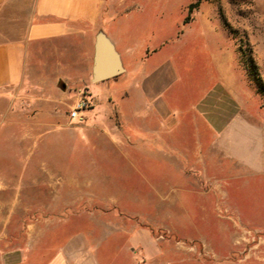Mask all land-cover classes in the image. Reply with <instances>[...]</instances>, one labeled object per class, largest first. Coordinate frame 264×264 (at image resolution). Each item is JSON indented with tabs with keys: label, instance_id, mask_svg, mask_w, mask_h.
Masks as SVG:
<instances>
[{
	"label": "rangeland",
	"instance_id": "374dc122",
	"mask_svg": "<svg viewBox=\"0 0 264 264\" xmlns=\"http://www.w3.org/2000/svg\"><path fill=\"white\" fill-rule=\"evenodd\" d=\"M187 1L140 0L139 10L132 8L127 17L113 12L105 20L106 31L120 39L124 76L102 84L76 81L58 67L55 45L45 42L23 80L0 98V264H10L6 254L48 215L69 217L73 228L121 226L125 231L110 238L102 264L115 257L120 264H264V98L257 86L264 84V0H201L189 15L188 22H207L232 52L239 98L249 101L256 123L249 140L239 137L222 146L208 179H200L199 171L168 169L167 158L146 147L137 153L135 124L123 125L132 140L105 129L119 125L126 105L121 96L135 95L139 72L163 55L146 49L169 38L182 43ZM194 25L187 43L169 50L179 75L171 91H184L190 105L205 88L196 83L203 51ZM83 95L90 108L76 122L68 111ZM172 102L180 114L183 105ZM128 113L136 116L135 108ZM93 118L101 121L89 125ZM182 126L186 141L194 140L196 131ZM73 148L80 151L71 154ZM137 228L147 234L144 246L128 249L126 256L120 245Z\"/></svg>",
	"mask_w": 264,
	"mask_h": 264
},
{
	"label": "crops",
	"instance_id": "0c3cea01",
	"mask_svg": "<svg viewBox=\"0 0 264 264\" xmlns=\"http://www.w3.org/2000/svg\"><path fill=\"white\" fill-rule=\"evenodd\" d=\"M139 1L0 0V98L9 88L23 80L25 70L33 65L36 54L41 51L39 46L45 42L55 45L58 67L64 74L73 75V79L79 82H93L91 71L98 32H102L113 44L122 67V72L117 75L124 76L127 67L117 47L120 39H114L106 31L104 24L113 12L127 17L132 8L139 10ZM189 1L183 4V13ZM193 25L198 28L202 41L199 49L203 51V62L199 65L201 67L196 83H205V88L200 97L190 105L183 101L187 96L184 91L181 92L178 88L171 91L179 75L174 55L169 50H179L187 43L186 34ZM185 26L187 29L179 33L182 35L180 47L178 44H171L173 41L169 38L163 40L157 48L146 49V53L152 51L155 54L156 50L157 53L162 51L163 55L157 63L139 72L135 95L124 92L121 96L126 105H123L124 109L121 107L119 125H107L105 129L121 135L125 140H132L124 131L123 125L135 124L134 148L137 153L146 147L152 153L165 156L169 163L168 169L180 172L199 171V178L206 179L207 172L214 165V157L219 152L223 153L222 146L230 139L242 137L249 140L250 131L256 128V123L251 120L249 101L239 98L242 88L235 73L232 52L225 49L220 37L203 19L193 18ZM197 48L193 47V51L198 50ZM117 75L113 76L115 78L101 80V84L109 79L116 80ZM173 100L179 102L178 105H183L179 110L180 114H176L177 108L173 105ZM132 107L135 108L136 116L131 113ZM139 110L143 112L139 113ZM189 111L193 114H187ZM98 119L93 118L88 124L101 121ZM103 119V123L109 122L106 118ZM197 120L203 124L202 128L193 126L192 122ZM181 124H184L183 129L192 127L196 131L194 140L186 141V134L180 131ZM130 147L133 148L132 143ZM77 151L80 150L73 148L71 154ZM66 181L74 183V179L66 178ZM36 225L37 222L33 223L26 232L27 237L21 247L6 254L7 263L102 264L108 260L106 249L109 248L107 244L110 243V238L125 231L121 226L108 227L103 224L93 228H73L69 217L64 215H48L40 220L39 226ZM146 237L142 228L125 236L124 248L123 245L120 246L126 256L128 249L139 244L143 247ZM109 263L121 262L115 257Z\"/></svg>",
	"mask_w": 264,
	"mask_h": 264
},
{
	"label": "water",
	"instance_id": "95a60500",
	"mask_svg": "<svg viewBox=\"0 0 264 264\" xmlns=\"http://www.w3.org/2000/svg\"><path fill=\"white\" fill-rule=\"evenodd\" d=\"M122 72L119 56L113 44L98 32L95 37L91 79L101 81Z\"/></svg>",
	"mask_w": 264,
	"mask_h": 264
},
{
	"label": "built area",
	"instance_id": "2783aa9c",
	"mask_svg": "<svg viewBox=\"0 0 264 264\" xmlns=\"http://www.w3.org/2000/svg\"><path fill=\"white\" fill-rule=\"evenodd\" d=\"M90 108V98L86 95L75 100L74 104L68 111V116L71 120L81 122L84 120V113L86 109Z\"/></svg>",
	"mask_w": 264,
	"mask_h": 264
},
{
	"label": "trees",
	"instance_id": "16d2710c",
	"mask_svg": "<svg viewBox=\"0 0 264 264\" xmlns=\"http://www.w3.org/2000/svg\"><path fill=\"white\" fill-rule=\"evenodd\" d=\"M201 0H195L194 2H190L187 6V13L185 15V17L183 18L182 20V23H186L188 22L189 20V15H190V12L192 11V8L197 5ZM257 86H258V90L260 91V93L262 94L263 98H264V84L259 82L257 83Z\"/></svg>",
	"mask_w": 264,
	"mask_h": 264
}]
</instances>
